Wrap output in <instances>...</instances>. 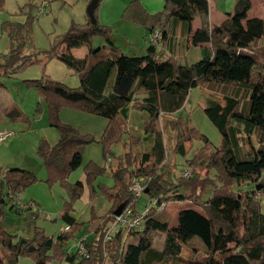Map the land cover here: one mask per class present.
I'll list each match as a JSON object with an SVG mask.
<instances>
[{
    "label": "trees",
    "instance_id": "obj_1",
    "mask_svg": "<svg viewBox=\"0 0 264 264\" xmlns=\"http://www.w3.org/2000/svg\"><path fill=\"white\" fill-rule=\"evenodd\" d=\"M4 1L0 0V10ZM250 9L251 0H235L233 11L226 13L220 24L212 25L208 0H163L162 10L156 13H149L137 0L124 8L123 19L142 26L149 35L159 32V40L169 35L170 21H182L188 45L208 44L207 56L189 65L173 62V55L158 57L152 44L145 54H124L113 44L110 28L97 19L94 24L90 20L84 24L72 22L59 40L44 50H36L31 44L36 18L32 9L22 23L2 22L8 50L0 52V86L4 85L2 78L41 64V76L24 79L23 84L41 99L35 114L44 111L48 125L58 133L53 145L41 137L36 153L46 171L45 182L58 183L64 191L59 220L69 230L48 236L43 228L36 227L32 237L27 238L10 234L0 226V264H17L25 257L34 264H48L53 259L69 264H264V182L260 180L264 171V45H254L264 35V22L249 17ZM195 16L199 26L192 29ZM98 35L105 40L102 49L109 54L107 58L94 60L101 48L90 49L86 59L72 54L71 50L82 41ZM51 58L78 75L77 87L45 73L46 61ZM125 80L129 81L127 88L118 91ZM197 87L223 92L221 99L207 98L203 108L220 134L218 145H212L180 113L190 91ZM9 108L4 114L11 120L29 121L17 105ZM64 108L106 119L100 139L62 122L60 111ZM132 111L139 120L129 125ZM164 128L174 135L171 145L165 142ZM197 139L202 143L199 147L194 145ZM94 142L102 145L103 157H112L115 163L107 168L93 162L83 165L89 200L96 196V190L110 198L107 188L96 182L106 174L113 178L111 188L116 189L118 202L100 217L92 236L85 238L88 257L84 258L66 251L68 241L77 237L73 203L84 189L83 182L71 183L68 178L82 167L83 148ZM115 144L124 149L116 158L111 150ZM177 155L192 171L187 177L180 175L170 181L167 174L176 166ZM138 178L144 179L146 192L135 197L129 187ZM2 179L10 194H20L38 181L35 172L17 167L4 170ZM243 186L250 187L242 190ZM142 197L149 207L141 228L127 234L119 230L104 241L114 209L123 204L136 215ZM152 200L156 201L154 207L148 205ZM8 202L10 210L22 212ZM173 202L191 204L177 212V225L171 226L165 207ZM4 204L0 201V206ZM158 235L163 237L161 244L157 243ZM195 237L204 250L200 253L193 249V256L180 259L183 246Z\"/></svg>",
    "mask_w": 264,
    "mask_h": 264
},
{
    "label": "rangeland",
    "instance_id": "obj_2",
    "mask_svg": "<svg viewBox=\"0 0 264 264\" xmlns=\"http://www.w3.org/2000/svg\"><path fill=\"white\" fill-rule=\"evenodd\" d=\"M89 1L90 0H44L45 5L42 8L41 0H5L4 7L2 10H0V12L2 11L1 12L2 14H0V16L2 15L6 16V13L14 12L13 15L10 16L7 15V17L5 18L7 20L12 19L11 21H17L22 23L25 21L26 14L29 12V9H32L33 15L36 16V18L32 22L31 44L32 47L36 50H44V49H48L51 45L56 43L61 37V35L67 31V29L69 28L72 22L78 24H84L89 20L86 14V7ZM131 1H135V0H100L96 7L97 9L95 16L99 24L110 28L111 30L110 38L116 47H118L124 54L127 55L135 54L136 56H139L146 53V49L150 43L147 37H145L146 34L142 26L138 24H134L121 17L124 8ZM254 1H255L254 6L249 10L248 16L249 17L258 16L263 18L264 20V5H262L263 0H254ZM224 2H226V0H210L211 4H214L215 6H219V7L223 6ZM234 2L232 3L230 10H232ZM162 6H163V2H162ZM188 7H189V3L187 5V8ZM162 8L163 7H161V10ZM191 8L193 9L194 7L191 6ZM38 9L39 11H41L40 14H37ZM3 21L0 22V47L5 48L7 52L8 50L7 35L1 29V24ZM169 24L170 25H168L167 27L169 36L170 37L173 36L174 40L178 41L180 44H176L175 46L176 55L174 58L172 57L173 54L169 53L167 48H164L166 54L165 55L162 54L159 57L161 56L163 58L172 57L173 60L175 59L173 62H176L177 64H181V65L192 63L198 60V58H201L202 54L198 55L199 57H197L196 51H198V49L189 51L186 48L187 33L183 22L177 20L176 22L170 21ZM161 42L162 40L159 41V46H161ZM104 45H106V43L102 36L100 35L94 36L89 41H82L75 48L74 56L77 58L86 59L89 56L90 49L101 48V51L99 52V56H97L94 60L107 58L109 54L102 49ZM157 45L158 44H156V48L160 49V47ZM254 45L255 46L264 45V35L258 41H256ZM162 46H166V44L165 45L162 44ZM141 49L143 52L140 51ZM1 51L2 50L0 49V52ZM23 70L26 71L25 74L26 76H35L36 72H39L38 73L39 74L38 78H39L42 74V68L40 63H35L33 65L27 66L24 69L20 70L19 72L21 73V71ZM44 71L52 79L61 81L69 87H77L79 84L78 75L55 58H51L46 61ZM15 76L16 75H14L11 78L1 79L4 85L0 86V114H4V111L6 109L7 110L11 109L9 107L12 104V101L9 100L7 97L15 101L18 100V98L20 99V97L25 96L26 107L24 109V116H27L29 120L28 122L32 123L34 121V118L40 115V114H35L34 110L36 107V103L41 99L39 98V96L37 95L34 89L26 88V86L23 84V80L21 81L20 77H18L19 81L14 80V78H16ZM128 82H129L128 80H125L118 91L127 88L126 86ZM5 83L8 85L9 88L4 87ZM222 93L223 92L221 89L206 90V89H201L199 87L194 88L190 91L188 99L184 105V108L180 112L185 120H187L188 118L190 119V123L200 132V134L207 137V139L210 141L212 145H218L221 137L216 127L208 120V118L204 114L203 108L204 106H206L207 98L213 97V98L221 99ZM18 105H19V100H18ZM42 113L45 112L43 111ZM135 114L136 112L133 111L130 113L131 122L130 123L128 122L129 125L134 124L137 120H139V116L137 115L136 117ZM43 120L46 121L47 123V117H45ZM105 121L106 124L103 129H105L108 123L106 119ZM19 125L20 124L17 123L16 126ZM10 128L15 130V134L17 137L18 136L22 137L21 131H18V129H15L14 127H10ZM3 130H8V129H3ZM103 131L104 130H102L98 134H96L95 132L86 133V134H90L94 136L96 140H99ZM164 134H165L164 137L166 144L171 145L173 143V138H174L173 133L170 132L168 129L164 128ZM27 137H26L27 140H24V142H22V140L8 142L7 146L10 152L16 155L15 157L16 160H19L24 155V153L22 152L24 151L31 156L35 155V157L38 158V160L40 161L39 167L36 166L34 167L35 169L34 171L38 178V181H36L35 183H33L28 187L30 188L33 186L32 188L29 189L27 193L25 191L28 188L22 191L19 196L23 204L28 205V203H30L29 204L30 208L24 211L22 210V212L20 213H17L14 210L9 209L11 204L8 202V200L5 199V204L0 206V209H2L0 210L2 211L0 217V226H2V228L10 234H16L18 236L27 237V238L32 237L34 233V229L36 227L43 228L46 235L53 236L59 232L60 227L65 225L59 220V215L63 204L64 191L61 188V186H59L58 183L48 185L45 182L46 171L41 162V159L38 157L36 153L39 141L43 136H41L38 139L37 145L33 144L34 142L33 139L35 140L38 137V131L32 130L27 134ZM14 138L16 137L13 138L10 137L9 141ZM253 140L254 142H256L255 136H253ZM124 141L125 138L123 139V142ZM201 144H202L201 141L198 139L197 141L194 142L195 147H199ZM35 146L36 149L34 151ZM111 150L115 158L120 156L122 153H124V149L122 150V147L118 144L112 145ZM0 151L3 153L2 146L0 148ZM168 157H169V153H168ZM82 159H83L82 167L73 171L69 175L68 180L71 183L80 180V176L84 175L83 165L87 164L88 162H93L99 166L106 168L108 167L109 163L112 166L115 163L112 157H107V159L103 157L102 145L96 142L89 144L83 148ZM174 161L176 163V166H174L173 169H171V171L168 172L167 174V177L170 181H174L175 177L180 176L182 174L183 169L186 167L183 159L179 155H177L174 158ZM189 168L191 169V167ZM83 178H84V182H83L84 189L82 195L78 200H76L73 203V215L77 221L76 228H79L76 231V236H77L76 239H79L81 237L84 238L87 237V239H89L92 236V232L94 230L93 225L97 226L98 222L100 221V217H102L103 214H105V212H107L111 208L110 206L112 201L111 197L109 198L108 195H106L101 191L98 192L97 190H96L97 192L96 196L92 200H89V191L85 184V175L83 176ZM260 180L264 182V171L260 176ZM96 182L103 184L107 188L108 192H110V189L113 185V178L105 174L97 178ZM250 186H243L241 187V189L243 190L246 187H250ZM234 190L239 191V188H234ZM257 194L259 195V197H261L260 191L257 190ZM146 201L147 200L145 197H142L140 199L138 203V208L141 209V211L144 210V207H149L147 206ZM117 202H118V197H116L115 205L117 204ZM190 204L191 203L188 202H177L176 204L168 203L166 205L165 210L171 216V223H170L171 226L174 224L177 225V211L180 209H184L185 207H188ZM150 206L154 207V205L152 204ZM262 206L264 208V201L262 203ZM92 213L95 215L94 218H92ZM90 221L93 223V224L91 223L92 226L89 225ZM158 236L160 238V241H157V243L161 244L162 243L161 238L163 237L162 235H158ZM76 239H72L68 241V246L66 249L67 252L70 249L73 250V252H75L74 248H75ZM204 248L205 247L201 243L200 239L195 237L188 245L183 246L179 254V258L188 259L189 257L193 256L194 253L193 249H197V251L201 253L204 250ZM17 264H34V262L30 258L25 257V258H20ZM48 264H69V263L67 261H58L56 259H53Z\"/></svg>",
    "mask_w": 264,
    "mask_h": 264
},
{
    "label": "crops",
    "instance_id": "obj_3",
    "mask_svg": "<svg viewBox=\"0 0 264 264\" xmlns=\"http://www.w3.org/2000/svg\"><path fill=\"white\" fill-rule=\"evenodd\" d=\"M43 1L44 0H41V2H43ZM139 2L145 7V9L149 13L159 12V11H161V7H163L162 6V2H163L162 0L161 1L160 0H139ZM233 2H234V0H226V2L223 3V6L219 7V6H215L214 4H211L210 0H208L210 23L212 25L220 24L227 17L226 13L233 11L234 5H233L232 10H230V7H231ZM254 2H255L254 0H251V8L254 6ZM262 5H264V0L262 1ZM38 11H39V9H38ZM38 11H37V14H40V12H38ZM1 12H0V14H2ZM13 14H14V12H12V13L9 12V13H6V16H4V15L0 16V22L3 21V20H7L5 18V17H7V15L10 16V15H13ZM256 17H258V16H256ZM259 18H261V17H259ZM261 19L263 20V18H261ZM10 20H12V19H10ZM263 22H264V20H263ZM198 26H199V18L197 16H195L194 19L192 20V29H195ZM144 32L146 34L145 37H147L149 35V32L146 31V30H144ZM144 32H143V34H144ZM169 37L170 36L168 35V36H166L165 39H163V40L161 39L162 42H164V43L161 42V46H162V44H164V45L166 44V46H162L161 47V46H159V42H158L157 46L160 47V49L156 48V55L158 57L160 55H162V54H164V55L166 54L165 51H164L165 50L164 48H167L168 52L172 53L173 57H175V55H176L175 54V46H176V44H180V43L178 41L174 40L173 36L170 37V38ZM186 45H187L186 48L189 51L198 49V51H196L197 52L196 53L197 57H199L198 55L202 54V57L198 58V60L206 57L207 54H208V50H207L208 49V44H204V45H200V46H196L195 47V46L188 45V43L186 41ZM140 48H142V47H140ZM192 48H195V49H192ZM0 49L2 50L1 51L2 53L6 52L5 48L0 47ZM74 51H75V48H73L71 50L73 55H75ZM140 51H142V49ZM189 64H191V63H189ZM189 64H186V65H189ZM38 73L39 72H36L35 76H26L25 75L26 71L23 70V71H21V73L19 72V73L16 74V76H15L16 78H14V80H18L19 81L18 77L21 78V81L24 80V79L38 78V75H39ZM18 74H20V75H18ZM4 87L5 88H9L6 83H5ZM7 98L12 101V104L17 105L18 108L21 110L22 114L24 115V109L26 107L25 106V102H26L25 101V96L20 97V99L18 98L19 105H18V100L13 101L11 98H9V97H7ZM30 109H31V107H30ZM42 116L45 118L46 117V113H42L39 116H36L34 118V121L32 123H30V122H23V121H21V119L18 120V121L11 120L5 114H0V131H6V132H10L11 133V136L7 137L0 144V148L2 146V151H3V153L0 151V195H2V194L4 195V200L3 201H5V199L9 200V196L7 194L8 190L5 188L4 181L2 179V172L4 170H6L8 168H12V167H17V168H23V169H27V170H31V171L35 172L34 171L35 170L34 167L35 166L39 167V165H40V161L38 160V158L35 157V155L31 156V155L27 154L24 151H22L24 153V155L19 160H16V158H15L16 155L10 152V150H9V148L7 146V143L8 142H13V141H21V140H22V142H24V140H27V138H28L27 134L29 132H31L32 130L38 131V137L35 140L33 139L34 142L32 141L34 145H37V141H38V139L41 136H43L48 141V143L50 145L55 144L57 142V140H58L57 131L54 128L50 127L48 125V123H46V121L43 120L44 118ZM60 119H61L62 122L75 127L76 129H78L83 134L91 133V132H95L96 134H98L102 130H104L103 128H104V126L106 124V121H105L104 118H101V117H98V116H94V115H91V114H86V113L70 110V109H67V108H64V109L61 110ZM17 123H19L20 125L16 126ZM10 127H14L15 129H18V131H21L22 132L21 133L22 137H19V136L17 137L16 134H15V130L10 128ZM3 129H8V130H3ZM10 130H12V131H10ZM10 137H12V138L16 137V138H14V139L9 141ZM35 149H36V146L34 148V151H35ZM83 176L84 175L80 176V180L79 181L84 182ZM32 187H30V188H32ZM30 188H28L25 192L27 193ZM19 196H20V194H18V199L22 203V200H20ZM115 196L117 197L116 189L111 188L110 189V197L112 198L111 206H110L111 208L112 207L114 208V206H115V202H116V197ZM31 201H34V200H31ZM173 203L176 204L177 202H173ZM29 204L30 203H28V205ZM23 205H25V204H23ZM137 209H138V211H141V209L138 208V205H137ZM37 211H38V209H37ZM91 223L92 222L90 221L89 222L90 226H92V224H93V223L92 224ZM95 227H96V225L95 226L93 225V229H95ZM60 228H59V231H60Z\"/></svg>",
    "mask_w": 264,
    "mask_h": 264
},
{
    "label": "built area",
    "instance_id": "obj_4",
    "mask_svg": "<svg viewBox=\"0 0 264 264\" xmlns=\"http://www.w3.org/2000/svg\"><path fill=\"white\" fill-rule=\"evenodd\" d=\"M45 2H41L42 8L44 7ZM41 13V11H39ZM161 35L159 32H153L148 36L149 43L152 45H156L157 42L159 41ZM11 136L10 132L6 131H0V144L7 138ZM191 174V169L189 167H185L182 171L181 176L187 177ZM129 189L132 191L135 197H140L144 192H145V184H144V179L143 178H138L135 179L130 185ZM8 196L9 200L16 206V208L20 210H25L27 208H30V205H23L19 199H18V193L17 194H10L8 191ZM156 205V201L152 200L149 205ZM162 207L158 208V211ZM148 207H144L143 211H139L136 215L133 214L132 209L128 207H124L121 211L120 214L114 215L113 221L107 225V232L104 236V241H108L111 239L112 235L118 232L119 230L122 231L123 234H127L129 231L132 230H138L141 228L143 219H144V214L146 213ZM69 226L68 225H63L60 228V231H68ZM84 237H81L79 239H76L75 243V252L78 253L79 256L87 258L88 257V252L85 248L84 245ZM73 252V250H69L68 253Z\"/></svg>",
    "mask_w": 264,
    "mask_h": 264
},
{
    "label": "water",
    "instance_id": "obj_5",
    "mask_svg": "<svg viewBox=\"0 0 264 264\" xmlns=\"http://www.w3.org/2000/svg\"><path fill=\"white\" fill-rule=\"evenodd\" d=\"M99 0H90L87 7H86V14L92 24L96 22V18L94 15V10L98 4ZM256 189H259V186H256ZM146 192V191H145ZM3 202V200H1ZM124 208V205H119L116 209H114L113 214L118 215L121 213L122 209Z\"/></svg>",
    "mask_w": 264,
    "mask_h": 264
}]
</instances>
